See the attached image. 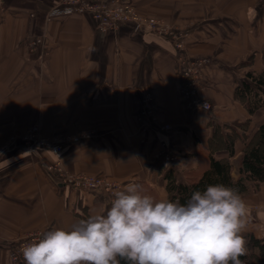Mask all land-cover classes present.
I'll return each instance as SVG.
<instances>
[{
  "label": "crops",
  "instance_id": "crops-1",
  "mask_svg": "<svg viewBox=\"0 0 264 264\" xmlns=\"http://www.w3.org/2000/svg\"><path fill=\"white\" fill-rule=\"evenodd\" d=\"M132 1L140 15L187 31L190 57L211 59L198 95L212 110L190 113L183 105L170 41L129 25L103 31L89 15L52 18L58 0H0V264H12L11 246L28 234L71 230L110 207L113 198L61 184L48 172L53 162L70 174L109 178L121 190L135 182L142 194L168 199V173L186 184L209 168L216 124L242 132L238 126L249 122V139L264 124V108L251 116L235 97L249 72L264 71V0ZM144 89L153 95L158 126L171 132H140ZM34 125L44 136L75 139L58 156L9 146ZM92 130L95 136L79 137ZM162 144L179 155L177 162L164 160ZM244 147L238 139L230 159L235 180ZM242 198L248 209L242 235L264 241V182Z\"/></svg>",
  "mask_w": 264,
  "mask_h": 264
},
{
  "label": "clouds",
  "instance_id": "clouds-1",
  "mask_svg": "<svg viewBox=\"0 0 264 264\" xmlns=\"http://www.w3.org/2000/svg\"><path fill=\"white\" fill-rule=\"evenodd\" d=\"M113 197L71 230L41 233L22 248L25 264H243L248 209L234 188L208 184L181 203L130 182Z\"/></svg>",
  "mask_w": 264,
  "mask_h": 264
},
{
  "label": "built area",
  "instance_id": "built-area-1",
  "mask_svg": "<svg viewBox=\"0 0 264 264\" xmlns=\"http://www.w3.org/2000/svg\"><path fill=\"white\" fill-rule=\"evenodd\" d=\"M2 7L0 4V12ZM73 15H89L103 30L119 29L122 25H129L135 31H148L158 37L170 41L177 52V73L181 80L180 99L190 113L198 111L210 112L212 105L198 95L201 88L203 70L211 63L207 57L193 58L188 54L187 40L189 33L185 30L173 29L165 22L155 18H147L139 14L132 0H58V6L51 11L50 17H68ZM40 43L39 39L30 43L29 47L34 51ZM108 89L114 93L115 86L108 85ZM144 107L137 116L139 130L147 135L157 130L171 132L170 125L158 126L155 108L151 105L153 95L149 89H144ZM96 135L95 131L82 132L80 138L87 139ZM71 136L46 137L42 134L39 126L29 127L24 133L10 139L9 146L20 145L29 150H48L52 155L58 156L64 147L74 141ZM164 160L169 164L178 161L179 155L170 151L162 144ZM48 172L52 174L61 184L88 193H100L114 198L113 193L121 190V185L112 179L101 176H89L84 174H70L64 164L57 160L48 165ZM39 231L28 234L16 241L11 246L12 264H25L22 248L35 240L41 233Z\"/></svg>",
  "mask_w": 264,
  "mask_h": 264
},
{
  "label": "trees",
  "instance_id": "trees-1",
  "mask_svg": "<svg viewBox=\"0 0 264 264\" xmlns=\"http://www.w3.org/2000/svg\"><path fill=\"white\" fill-rule=\"evenodd\" d=\"M264 55V52H263ZM249 82H243L235 91V97L248 104L252 116L264 108V71L261 74L249 72ZM249 122L238 126L242 132L226 124H216L209 140L210 166L202 176L193 183H179L173 173L166 175L168 199L183 203L194 190H203L208 184H224L234 188L242 197L249 194L253 186L264 182V124L251 139L246 136ZM230 129L231 133H224ZM242 139L245 145L241 159V177L235 180L232 175L230 159L235 155V144ZM226 151L228 158H218L216 153ZM246 254L241 256L243 264H264V241L253 235H245ZM122 264L125 262L122 261Z\"/></svg>",
  "mask_w": 264,
  "mask_h": 264
},
{
  "label": "rangeland",
  "instance_id": "rangeland-1",
  "mask_svg": "<svg viewBox=\"0 0 264 264\" xmlns=\"http://www.w3.org/2000/svg\"><path fill=\"white\" fill-rule=\"evenodd\" d=\"M47 137V136H46ZM90 176V175H89ZM251 191H257V187L256 186H253L252 190Z\"/></svg>",
  "mask_w": 264,
  "mask_h": 264
}]
</instances>
